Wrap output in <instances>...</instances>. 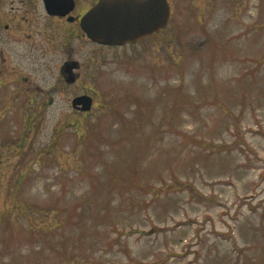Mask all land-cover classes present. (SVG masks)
Masks as SVG:
<instances>
[{"label": "rangeland", "instance_id": "obj_1", "mask_svg": "<svg viewBox=\"0 0 264 264\" xmlns=\"http://www.w3.org/2000/svg\"><path fill=\"white\" fill-rule=\"evenodd\" d=\"M174 11L92 79L6 68L37 90L0 108V264H264V0Z\"/></svg>", "mask_w": 264, "mask_h": 264}, {"label": "flooded vegetation", "instance_id": "obj_2", "mask_svg": "<svg viewBox=\"0 0 264 264\" xmlns=\"http://www.w3.org/2000/svg\"><path fill=\"white\" fill-rule=\"evenodd\" d=\"M100 1L0 0V90L4 88L6 92L0 93L1 109L18 113L14 100L32 96L37 90L35 83L27 76L6 77L7 67L23 69L22 66L30 64L31 71L33 69L39 75L47 64L49 70L57 67L59 73L66 76V84L72 85L84 77L87 80L93 78L94 50L101 52V49L139 45L149 38L156 40L159 32L123 44L96 41L84 29L82 20ZM168 2L171 20L180 0ZM90 98L93 106V96L79 94L73 99H80V104L75 107L83 110L87 104L84 102ZM49 100H53L52 96Z\"/></svg>", "mask_w": 264, "mask_h": 264}, {"label": "water", "instance_id": "obj_3", "mask_svg": "<svg viewBox=\"0 0 264 264\" xmlns=\"http://www.w3.org/2000/svg\"><path fill=\"white\" fill-rule=\"evenodd\" d=\"M169 18L167 0H102L83 18L82 24L96 41L123 44L165 28ZM79 102L80 99L74 100L75 105ZM90 105L91 100L84 109H90Z\"/></svg>", "mask_w": 264, "mask_h": 264}, {"label": "trees", "instance_id": "obj_4", "mask_svg": "<svg viewBox=\"0 0 264 264\" xmlns=\"http://www.w3.org/2000/svg\"><path fill=\"white\" fill-rule=\"evenodd\" d=\"M113 108H115L116 109V106L114 107V106H110V109L112 110Z\"/></svg>", "mask_w": 264, "mask_h": 264}]
</instances>
